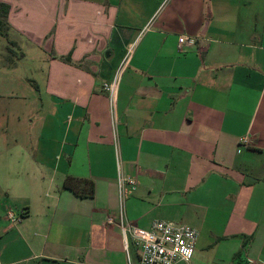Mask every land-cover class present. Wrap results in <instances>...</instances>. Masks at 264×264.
Wrapping results in <instances>:
<instances>
[{
	"label": "crops",
	"instance_id": "crops-1",
	"mask_svg": "<svg viewBox=\"0 0 264 264\" xmlns=\"http://www.w3.org/2000/svg\"><path fill=\"white\" fill-rule=\"evenodd\" d=\"M0 5L31 62L0 59V264H137L121 211L197 230L178 264H264V0Z\"/></svg>",
	"mask_w": 264,
	"mask_h": 264
},
{
	"label": "built area",
	"instance_id": "built-area-1",
	"mask_svg": "<svg viewBox=\"0 0 264 264\" xmlns=\"http://www.w3.org/2000/svg\"><path fill=\"white\" fill-rule=\"evenodd\" d=\"M198 41L199 38L179 36L177 47L178 49L194 47ZM115 83L116 80L114 79L111 83L104 84V89L110 93L111 104L114 98ZM242 141L245 142V139ZM126 186L133 188L135 181L123 179L118 174V194L120 197L123 196ZM22 215L24 213L18 217L14 212H9L8 217L17 222ZM109 222L113 223L114 220H109ZM118 227L126 244L127 236L132 241L137 253V264L188 263L194 255L198 231L186 224L156 220L152 222L149 229H141L126 222L121 211L118 217ZM127 264H132L129 256H127Z\"/></svg>",
	"mask_w": 264,
	"mask_h": 264
},
{
	"label": "rangeland",
	"instance_id": "rangeland-1",
	"mask_svg": "<svg viewBox=\"0 0 264 264\" xmlns=\"http://www.w3.org/2000/svg\"><path fill=\"white\" fill-rule=\"evenodd\" d=\"M9 51L12 52V55ZM29 51L30 50L26 51V53H29ZM23 52H25V51H23ZM23 52H22L20 47H18L16 44H14V42L9 38L8 35L2 36V34L0 32V59L2 58L1 62H4L6 60L4 58H8L7 62H5V64L10 63V61L12 60V62L16 63L18 66H21V64L26 65L27 61L23 55ZM27 57H28V55H27ZM27 63H28V66L31 65V62H27ZM111 82H107V83H111ZM108 94L110 95V93H108ZM109 98H110V96H109Z\"/></svg>",
	"mask_w": 264,
	"mask_h": 264
},
{
	"label": "trees",
	"instance_id": "trees-1",
	"mask_svg": "<svg viewBox=\"0 0 264 264\" xmlns=\"http://www.w3.org/2000/svg\"><path fill=\"white\" fill-rule=\"evenodd\" d=\"M0 7H2V10H3L2 13L5 14V16H7L9 7L6 5H0ZM0 32L3 36L7 35V33L5 32V29L3 27V22L1 19H0ZM86 184L89 186V194L91 196L94 195L95 185L92 182H87L84 180H79V179L71 177V178H68L66 180L64 187L66 189H70V190L74 191L77 195L84 197V194L81 190L83 189L82 186H84Z\"/></svg>",
	"mask_w": 264,
	"mask_h": 264
}]
</instances>
